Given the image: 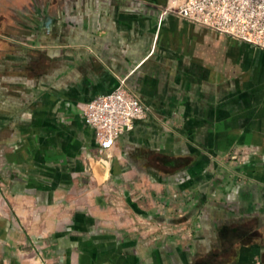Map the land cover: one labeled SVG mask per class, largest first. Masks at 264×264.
Returning <instances> with one entry per match:
<instances>
[{"label":"crops","instance_id":"obj_1","mask_svg":"<svg viewBox=\"0 0 264 264\" xmlns=\"http://www.w3.org/2000/svg\"><path fill=\"white\" fill-rule=\"evenodd\" d=\"M165 4L0 0V178L41 264H264V50ZM120 78L145 115L106 155L80 107Z\"/></svg>","mask_w":264,"mask_h":264},{"label":"built area","instance_id":"obj_2","mask_svg":"<svg viewBox=\"0 0 264 264\" xmlns=\"http://www.w3.org/2000/svg\"><path fill=\"white\" fill-rule=\"evenodd\" d=\"M164 11L264 50V0H166ZM80 112L94 129L98 151L108 155L116 139L145 115V108L120 78L112 90L81 104ZM156 227L157 239L175 231V225L162 222Z\"/></svg>","mask_w":264,"mask_h":264},{"label":"rangeland","instance_id":"obj_3","mask_svg":"<svg viewBox=\"0 0 264 264\" xmlns=\"http://www.w3.org/2000/svg\"><path fill=\"white\" fill-rule=\"evenodd\" d=\"M7 194V182L0 178V264H4L6 255H13L14 264H41L40 260L53 252V248L42 246L40 237L20 225ZM29 221V218L25 220Z\"/></svg>","mask_w":264,"mask_h":264}]
</instances>
